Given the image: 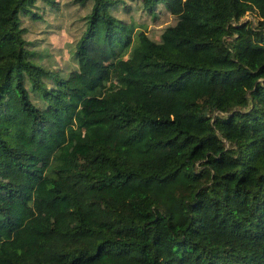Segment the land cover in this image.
Returning <instances> with one entry per match:
<instances>
[{"label":"trees","instance_id":"16d2710c","mask_svg":"<svg viewBox=\"0 0 264 264\" xmlns=\"http://www.w3.org/2000/svg\"><path fill=\"white\" fill-rule=\"evenodd\" d=\"M38 1L0 0V112L12 92L27 126L54 141L84 99L101 98L76 141L110 167L82 173L112 223L90 224L76 195L51 184L68 232L95 240L32 264H264V0H142L150 15L162 4L174 17L156 37L113 15L117 0H76L92 5L73 20L85 27L67 71L38 61L25 38ZM7 133L1 124L0 151L16 169L32 166ZM1 193L26 195L12 179ZM9 209L0 200V264H22L23 246L4 235Z\"/></svg>","mask_w":264,"mask_h":264},{"label":"rangeland","instance_id":"374dc122","mask_svg":"<svg viewBox=\"0 0 264 264\" xmlns=\"http://www.w3.org/2000/svg\"><path fill=\"white\" fill-rule=\"evenodd\" d=\"M76 0H53L58 7L56 12L39 0L37 6L41 19H23L26 25V39L31 41V48L36 52L37 60L49 68H61L67 71L73 62L69 60L70 49L73 48L85 23L73 21L90 10L92 2L83 7ZM142 0H117L112 14L128 22L140 25L152 36H157L159 29L171 23L174 17L162 4L154 7V15L143 9ZM38 9V10H39ZM44 18V19H43ZM242 19L257 22L253 12H247ZM4 110L0 112V125L8 127V141L23 149V159L32 166L23 170L16 169L10 159L0 151V179L15 180L26 192L25 196H10L1 193V202L9 206L11 218L15 224L4 233L11 246H23L25 258L32 264L33 259L58 262L65 252H76L80 245L93 247L95 236L72 235L68 230L72 221L59 211L60 203L48 199L53 192L51 184L57 190L73 192L90 224L111 225L110 213L92 200L102 195V189L94 184L91 176L82 173L87 167L92 172H108L110 167L102 162L93 151L77 143L81 132L80 122L91 110L104 104L99 97L83 100L82 107L75 114V122L66 129V133L54 141H43L37 130L27 126L26 118L18 110V103L12 92L5 97ZM53 222L59 231L42 230V223Z\"/></svg>","mask_w":264,"mask_h":264},{"label":"crops","instance_id":"0c3cea01","mask_svg":"<svg viewBox=\"0 0 264 264\" xmlns=\"http://www.w3.org/2000/svg\"><path fill=\"white\" fill-rule=\"evenodd\" d=\"M66 133V132H65Z\"/></svg>","mask_w":264,"mask_h":264}]
</instances>
